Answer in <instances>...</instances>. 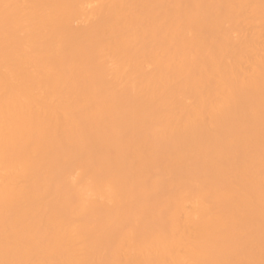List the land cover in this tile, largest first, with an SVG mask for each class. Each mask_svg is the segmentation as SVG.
<instances>
[{"label": "bare ground", "instance_id": "1", "mask_svg": "<svg viewBox=\"0 0 264 264\" xmlns=\"http://www.w3.org/2000/svg\"><path fill=\"white\" fill-rule=\"evenodd\" d=\"M0 264H264V0H0Z\"/></svg>", "mask_w": 264, "mask_h": 264}]
</instances>
